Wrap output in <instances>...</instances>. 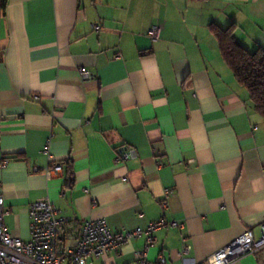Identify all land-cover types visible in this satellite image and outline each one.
<instances>
[{
    "label": "crops",
    "instance_id": "obj_1",
    "mask_svg": "<svg viewBox=\"0 0 264 264\" xmlns=\"http://www.w3.org/2000/svg\"><path fill=\"white\" fill-rule=\"evenodd\" d=\"M232 24L246 49H264V0H0L8 230L30 240L31 203L52 200L59 215L105 218L115 232L183 222L155 232L147 264H216L244 231L258 238L264 120L211 28ZM83 67L95 77L84 81ZM124 146L137 156L116 163ZM55 163L60 173L44 171ZM145 244L136 237L94 263L142 264ZM229 264H264V249Z\"/></svg>",
    "mask_w": 264,
    "mask_h": 264
},
{
    "label": "built area",
    "instance_id": "obj_2",
    "mask_svg": "<svg viewBox=\"0 0 264 264\" xmlns=\"http://www.w3.org/2000/svg\"><path fill=\"white\" fill-rule=\"evenodd\" d=\"M94 28L99 30L101 25L95 24ZM160 33L159 25L152 26L149 31L153 40L159 39ZM80 71L84 81L95 77L86 67ZM136 156L135 147L124 146L117 151L115 161L123 163ZM8 164V158L0 160V168ZM40 170L39 167L33 168L34 172ZM44 171L48 174H58L62 171V165L55 163ZM170 193V189H165V198L161 203L163 208L168 207L167 199ZM6 213L5 197L0 193V264H95V259L139 236L145 237L146 244L143 250L136 253V257L142 264H147L148 250L157 242L155 232L167 226L178 228L184 226L181 221L167 220L163 217L151 221L145 229L137 227L115 232L105 218L79 220L59 215V209L54 201L42 200L31 203L29 207L31 238L25 241L8 230L5 223ZM263 249L264 221L261 223L258 238L248 229L218 249L213 259L216 264H229L244 255L254 254ZM189 250L190 246H184L181 254L185 256ZM159 258L161 264L165 263L162 256Z\"/></svg>",
    "mask_w": 264,
    "mask_h": 264
},
{
    "label": "trees",
    "instance_id": "obj_3",
    "mask_svg": "<svg viewBox=\"0 0 264 264\" xmlns=\"http://www.w3.org/2000/svg\"><path fill=\"white\" fill-rule=\"evenodd\" d=\"M234 27V24L224 29L211 26L223 59L237 81L249 91L255 109L264 120V49H246L237 40Z\"/></svg>",
    "mask_w": 264,
    "mask_h": 264
}]
</instances>
